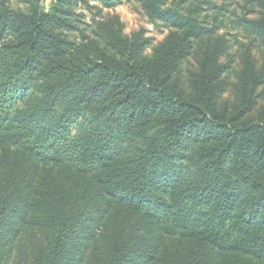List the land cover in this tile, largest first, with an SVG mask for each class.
<instances>
[{
	"label": "trees",
	"instance_id": "1",
	"mask_svg": "<svg viewBox=\"0 0 264 264\" xmlns=\"http://www.w3.org/2000/svg\"><path fill=\"white\" fill-rule=\"evenodd\" d=\"M46 1L0 0V264L11 253L3 226L28 206V160L50 167L30 204L49 230L44 264H73L113 204L126 210L113 217L105 264L153 260L154 239L172 235L191 242L166 264H214L217 250L264 259V109L253 115L264 15L252 16L264 0L232 12L249 55L240 67L220 34L228 0ZM133 1L170 30L163 43L96 21Z\"/></svg>",
	"mask_w": 264,
	"mask_h": 264
},
{
	"label": "rangeland",
	"instance_id": "2",
	"mask_svg": "<svg viewBox=\"0 0 264 264\" xmlns=\"http://www.w3.org/2000/svg\"><path fill=\"white\" fill-rule=\"evenodd\" d=\"M14 6H20L21 0H10ZM52 0H47L45 5L49 7ZM229 13L226 14L227 28H223L220 34H224L233 45L232 52L235 53V65L237 67L244 66L248 59V53L236 45L234 35H238V30L233 28L231 18H234L232 12L238 15L244 14V2L239 0L226 1ZM264 14L257 10L252 15L261 17ZM103 23L106 26L121 28L123 32L130 36L133 32L145 30L146 36L152 38L153 45L163 43L169 35L170 30L161 23H151L145 15L138 1L123 2L111 9H104L96 17V21ZM89 23H93L92 16H88ZM152 52L151 48L146 51V54ZM255 55L261 60H264V52H257ZM199 66V56L194 54L186 61L181 69L185 75H190L195 72ZM232 85L227 93L233 98L236 89L235 75L231 76ZM262 93L258 100L254 116L264 109V85L259 88ZM5 144H0V170L2 168L4 158L9 152ZM34 174V181L29 188H25L21 193V198L25 200L28 206L22 210H17L15 215L3 226V237L6 240L7 246L11 248V253L7 259H3L1 264H44L49 248V230L44 225L41 216L30 206L35 201L37 193L43 186H46V178L49 166L37 163L33 160H28L26 169ZM126 208L124 205L113 204L104 213L103 217L95 222L93 229L85 237L79 240L78 254L73 261V264H105L108 258V241L110 239V231L112 228L113 217L124 213ZM160 235V234H159ZM191 240L183 238L179 235L157 237L154 243H158V247L154 255V259H136L130 261L129 264H166V254L170 249H181L182 251L190 244ZM214 264H264V259L250 256H242L231 253L229 251H215Z\"/></svg>",
	"mask_w": 264,
	"mask_h": 264
}]
</instances>
